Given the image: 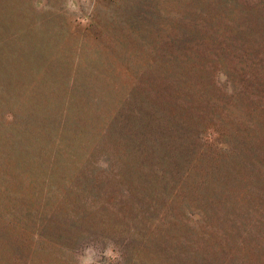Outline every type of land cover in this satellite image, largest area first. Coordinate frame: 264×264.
Listing matches in <instances>:
<instances>
[{"label":"rangeland","instance_id":"1","mask_svg":"<svg viewBox=\"0 0 264 264\" xmlns=\"http://www.w3.org/2000/svg\"><path fill=\"white\" fill-rule=\"evenodd\" d=\"M192 2L0 0V264H129V248L139 241L131 235L120 257L117 244L126 232L165 222L150 218L161 210L157 203L141 201L161 199L163 192L148 182L137 185L146 174L128 169L132 157L123 163L114 157L123 144L112 131L101 134L98 124L110 118L134 80L170 73L180 54L174 39L181 13L189 15ZM235 22L243 26L236 30L229 22L231 37L241 36L249 56L264 59V11L237 12ZM202 48L199 63L186 71L194 104L210 99L220 105L204 127L209 161L189 179L209 180L197 188L195 204L226 235L214 234L194 254L190 242L180 246L177 238L181 232L194 237L188 226L170 223L158 229L166 241L154 238L145 254L155 259L159 250L181 247L185 256L169 264H201L203 253L202 264H264V112L251 109L264 103V71L248 78L247 89L237 78L232 88L222 73L209 82L215 63L206 61L213 54ZM216 66L232 71L237 63L230 57ZM186 222L195 229L201 223L196 215ZM216 241L223 251L211 247Z\"/></svg>","mask_w":264,"mask_h":264},{"label":"trees","instance_id":"2","mask_svg":"<svg viewBox=\"0 0 264 264\" xmlns=\"http://www.w3.org/2000/svg\"><path fill=\"white\" fill-rule=\"evenodd\" d=\"M204 2L213 8H208ZM251 4L246 7L238 0H193L186 8L189 10V15H185L184 11L181 13V30L174 39L179 42L180 54L174 56L176 64L171 68L170 73L164 77L134 80L125 90L110 118L98 124L101 134L108 135L112 131L111 138L123 144L121 154L115 153L114 157L122 163L124 159L132 157L127 164L128 169L146 174V179L138 182L137 185L145 188L143 182H148L152 188L157 187L163 192L161 199L155 195L142 198L141 201L150 207L157 203L161 210L150 218L165 222L160 224L151 220L145 230L128 231L127 236L117 244L118 254L125 258L130 236L134 234L137 237L139 245L129 248L133 254V260H128L129 264H169L167 262L169 259L177 257L181 259L185 256L186 253L180 250L181 247L169 251L159 250L161 256L155 257L156 260L145 254L147 244L154 238L166 241V235L158 232L159 228L165 230L166 224L172 223L178 228L188 226L189 232L194 237L181 232L177 238L180 246L184 242H190L194 254L199 248L205 249L203 246L210 244L209 239L214 234H219L222 238L226 235L223 227L212 225L203 208L195 204L198 203L197 188L206 186L209 180L204 177L196 181L189 179L191 175L199 172L201 161H209L204 147L203 136L206 131L204 127L207 125L206 121H212L218 114L215 109L220 104L216 100L207 99L204 105H195L196 98L191 92L193 81L186 71L199 63L204 47L213 54V58H207L206 61L215 63L210 66L208 72L209 82L216 73H222L232 88H236V78L240 86L246 89L249 87L246 83L248 78L257 77L261 71H264V59L256 53L249 56L252 52L244 48L243 38L231 37L228 23L236 24V30H239L243 25L235 22L237 12L259 15L264 11V0H251ZM230 57L235 58L237 68L233 67L231 71L216 66V64L224 66L225 59ZM246 60L248 68L245 67ZM166 66L165 60L161 68ZM199 66L203 70L208 67L207 64L202 63ZM93 99L97 100L98 96H93ZM251 109L264 112V103H259L257 107ZM207 110H210L209 114H206ZM234 129L239 131L237 127ZM52 138L53 144L60 140L59 135ZM209 169L210 167L206 165L203 171L207 172ZM125 188L129 189V186ZM199 201H211V198H202ZM166 208H170L168 214ZM193 215H196L201 222L196 229L186 222ZM213 243L211 244L213 249L221 251L225 249V245L220 241ZM201 258L202 264L206 261L204 253ZM218 264H228V262L221 260ZM240 264L247 262L243 261Z\"/></svg>","mask_w":264,"mask_h":264}]
</instances>
